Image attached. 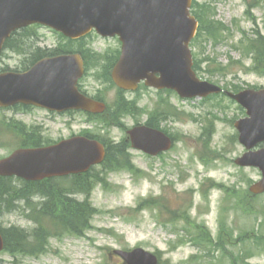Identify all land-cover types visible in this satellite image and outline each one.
<instances>
[{
	"label": "rangeland",
	"instance_id": "1",
	"mask_svg": "<svg viewBox=\"0 0 264 264\" xmlns=\"http://www.w3.org/2000/svg\"><path fill=\"white\" fill-rule=\"evenodd\" d=\"M195 1L228 28L227 38L217 45L205 35L191 45L195 60L203 62L199 78L229 84L233 91L264 88V74L253 71L252 62L241 60L234 48L244 33L252 39L257 33L264 37V2ZM35 32L34 38L29 33L16 37L24 53L6 51L0 56V68L23 70L38 48L64 46L81 52L90 66L82 82L84 90L102 98L109 112L91 119L80 113L55 117L40 109L1 110L0 160L23 145L21 125L41 143L89 131L110 146H119L126 141L127 130L151 122L172 136L175 144L155 158L127 149L132 170L96 168L92 174L104 182L95 183L88 197L94 213L89 227L82 228L83 236H55L59 229L46 219L45 230L52 236L43 252H2L0 264H122L113 251L136 248L159 254L160 264H264V195L249 192L261 173L235 163L246 151L235 128L236 121L246 116L244 110L226 97L183 101L175 93L149 88L121 93L109 80L111 62L121 50L118 38L104 39L94 33L68 44L50 29ZM217 64L230 66L226 77L218 73ZM34 198L45 200L43 195ZM85 199V195L76 197L80 202ZM21 211L2 212L0 227L20 226L33 234L39 225L22 218Z\"/></svg>",
	"mask_w": 264,
	"mask_h": 264
},
{
	"label": "water",
	"instance_id": "2",
	"mask_svg": "<svg viewBox=\"0 0 264 264\" xmlns=\"http://www.w3.org/2000/svg\"><path fill=\"white\" fill-rule=\"evenodd\" d=\"M193 0H0V52L15 31L39 24L76 40L96 30L103 37L118 36L122 53L112 78L124 90H136L142 81L159 90L171 89L182 98H206L223 90L201 81L193 71L190 43L198 30L191 14ZM84 74L80 55L46 58L24 73H0V108L34 105L62 112L82 109L103 112L105 104L79 93ZM247 110L236 122L239 140L247 148L236 164L257 167L262 179L250 192L264 194V89L227 92ZM132 146L153 156L170 150L172 140L146 126L129 131ZM105 159L98 141L77 137L57 145L20 149L0 160V176L42 180L88 171ZM4 240L0 234V252ZM125 264H158V258L143 249L114 251Z\"/></svg>",
	"mask_w": 264,
	"mask_h": 264
},
{
	"label": "trees",
	"instance_id": "3",
	"mask_svg": "<svg viewBox=\"0 0 264 264\" xmlns=\"http://www.w3.org/2000/svg\"><path fill=\"white\" fill-rule=\"evenodd\" d=\"M262 1L264 0H255L254 4H260ZM199 8H203V6H199ZM193 14L197 17L200 23L199 33L195 42L203 37V35L208 38L207 40L209 43H213L214 45L223 42L227 38L226 34L228 28L223 23L208 16L207 11H193ZM22 33H29L27 36H32L33 38L36 37L34 35L36 34L35 28L24 29L19 34ZM60 37L64 39L63 36ZM66 40L72 42L68 39ZM235 48L241 53V60L250 59L252 61L251 68L253 71L258 74H264V37L260 33H257V37L254 39L244 33L242 39L239 40ZM5 49L22 53L24 52V49L17 46L16 35L6 42L4 50ZM70 52L71 50L64 46L50 50V53L38 49L32 54L30 60L31 63H34L40 58L45 57V55L57 56ZM237 63L241 64V61ZM202 64V61L195 60L194 69L196 72L202 70ZM229 67V65L226 67L217 64L216 69L219 74L226 77ZM208 68H210V62L206 66L207 70ZM7 69L8 68L0 69V71H6ZM228 86L229 84L226 85V89H230ZM234 91L237 92L238 90L235 89ZM40 145L41 142L38 139L30 138L23 140V146L25 147ZM107 145V157L102 165L105 168V171L120 169L132 170L133 167L130 163L129 157L125 154L126 151L124 150L127 147V143L125 142L122 145L117 146H124L123 150L118 151L115 150L116 147L114 148V146ZM92 173L93 172L91 171V173L76 177L75 179L66 180L68 185L72 184V186L67 185L68 187L65 190L57 181H49L45 183L24 182L21 186L22 188H20L15 186L12 178L0 177V214H2V212L13 211L16 208V201L29 199L37 194L44 195L46 198V203L40 211H38L36 206L33 207V209H35L34 212L37 213L35 215V221L39 224V228L34 232L35 236H31L26 231L16 227L3 229L0 227V232L5 240V250L10 254L22 253L30 255H37L44 251V243H46L44 238L47 239L45 233L49 234L45 230V223H43L46 219H48V222L53 223L60 228V235L63 233L83 235L82 228L89 227L90 218L94 213L88 197L93 191L95 183L104 182L103 179H99L97 175H93ZM78 194L85 195L86 199L83 202L77 201L73 196ZM41 213L42 216L39 218ZM201 235L204 241L211 243V238H206L205 234ZM40 247L41 249H39ZM216 247L219 249L217 244Z\"/></svg>",
	"mask_w": 264,
	"mask_h": 264
},
{
	"label": "flooded vegetation",
	"instance_id": "4",
	"mask_svg": "<svg viewBox=\"0 0 264 264\" xmlns=\"http://www.w3.org/2000/svg\"><path fill=\"white\" fill-rule=\"evenodd\" d=\"M32 53V52H31ZM85 67H86V62H85ZM87 68V67H86ZM79 90L81 91V92H83V93H87L85 90H84V87H83V85H82V80L79 82ZM88 94V93H87ZM92 97H94V96H92ZM94 98H96L95 100H98V101H100V102H105L102 98H99V97H94ZM49 114H51V115H53V116H55V117H57V116H62V115H64V116H66V115H69V114H72V113H77V112H73V111H68V112H65V113H63V114H60V113H56V112H48ZM55 179H59V178H55ZM48 181H50V180H48ZM20 188H22L21 186H20ZM66 189V187H64V190ZM35 203H39L40 204V207L39 208H41L42 206H43V201L42 200H39V202H35V200H34V198L33 197H30L29 199H23V200H20V202L18 203L19 205L20 204H22L23 206H21V207H18L17 208V210H15V213H21L22 211H21V209H23V213L21 214L22 215V218H24V219H26V220H28V221H30L31 220V218H32V216L35 214L34 213V210H33V204H35ZM25 214V215H24ZM27 215H31L30 216V218H28L27 217ZM31 222V221H30ZM18 227V226H17ZM20 228H22V227H20ZM23 230H25V231H27L28 229L27 228H22Z\"/></svg>",
	"mask_w": 264,
	"mask_h": 264
},
{
	"label": "bare ground",
	"instance_id": "5",
	"mask_svg": "<svg viewBox=\"0 0 264 264\" xmlns=\"http://www.w3.org/2000/svg\"><path fill=\"white\" fill-rule=\"evenodd\" d=\"M25 215V214H24ZM3 229V228H2Z\"/></svg>",
	"mask_w": 264,
	"mask_h": 264
}]
</instances>
